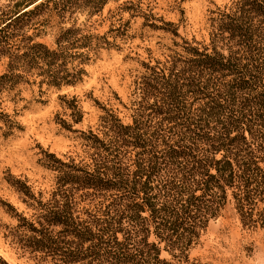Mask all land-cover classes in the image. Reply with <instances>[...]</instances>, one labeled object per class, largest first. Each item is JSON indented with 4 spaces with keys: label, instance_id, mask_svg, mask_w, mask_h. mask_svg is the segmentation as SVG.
Here are the masks:
<instances>
[{
    "label": "trees",
    "instance_id": "1",
    "mask_svg": "<svg viewBox=\"0 0 264 264\" xmlns=\"http://www.w3.org/2000/svg\"><path fill=\"white\" fill-rule=\"evenodd\" d=\"M111 1L0 3L4 139L23 131L25 90L76 88L103 51L118 47L122 26L99 35L78 24ZM212 14L208 43L166 30L182 43L165 61L144 63L131 123L104 109L99 134L80 131L86 160L45 154L56 174L47 201L24 182L12 185L34 211L16 215L12 236L36 264H194L191 251L228 206L243 228L264 230V0ZM55 30L50 46L43 39ZM64 102L81 123L78 99Z\"/></svg>",
    "mask_w": 264,
    "mask_h": 264
},
{
    "label": "rangeland",
    "instance_id": "2",
    "mask_svg": "<svg viewBox=\"0 0 264 264\" xmlns=\"http://www.w3.org/2000/svg\"><path fill=\"white\" fill-rule=\"evenodd\" d=\"M236 1L115 0L93 17L78 16V24L93 33L104 35L122 26L127 34L117 38V48L103 51L87 67L88 75L82 85L61 91L52 89L44 95L36 87L25 90V101L18 107L23 131L9 139L0 133L1 260L6 264H36L12 236L18 224L16 215L31 218L34 214L24 203L26 198L12 185L19 187L16 181L24 182L36 197L42 195V200L47 201L56 188V174L43 166L45 154H55L65 161L75 159L77 163L86 160L87 149L80 131L99 134L104 109L112 111L124 124L131 123L132 104L139 99L138 84L146 72L144 63L155 65L165 61L174 41L182 43L166 30L177 28L181 38L208 43L210 19L215 17L212 12L224 10ZM154 25L164 30H157ZM53 31L43 39L50 46L56 33ZM3 71L4 65L0 63V74ZM73 97L78 99L83 112L79 124L73 122L64 102ZM64 122L72 125L73 131L67 130ZM163 257L170 258L166 253ZM190 260L194 264H264V230L243 228L228 206L219 219L210 223L200 244L191 251Z\"/></svg>",
    "mask_w": 264,
    "mask_h": 264
}]
</instances>
